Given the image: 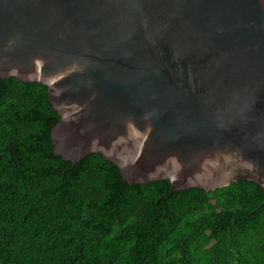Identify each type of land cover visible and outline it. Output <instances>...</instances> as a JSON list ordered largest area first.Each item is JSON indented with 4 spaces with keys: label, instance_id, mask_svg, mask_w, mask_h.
Masks as SVG:
<instances>
[{
    "label": "water",
    "instance_id": "water-1",
    "mask_svg": "<svg viewBox=\"0 0 264 264\" xmlns=\"http://www.w3.org/2000/svg\"><path fill=\"white\" fill-rule=\"evenodd\" d=\"M47 86L54 154L129 185L264 189V0H0V79Z\"/></svg>",
    "mask_w": 264,
    "mask_h": 264
},
{
    "label": "trees",
    "instance_id": "trees-1",
    "mask_svg": "<svg viewBox=\"0 0 264 264\" xmlns=\"http://www.w3.org/2000/svg\"><path fill=\"white\" fill-rule=\"evenodd\" d=\"M47 86L0 79V264H264V189L129 185L54 154Z\"/></svg>",
    "mask_w": 264,
    "mask_h": 264
}]
</instances>
